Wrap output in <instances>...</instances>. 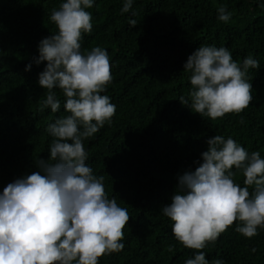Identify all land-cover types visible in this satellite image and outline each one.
<instances>
[{
  "label": "trees",
  "instance_id": "16d2710c",
  "mask_svg": "<svg viewBox=\"0 0 264 264\" xmlns=\"http://www.w3.org/2000/svg\"><path fill=\"white\" fill-rule=\"evenodd\" d=\"M63 2L0 0V194L14 180L39 171L36 163L49 159L54 139L48 125L70 115L59 88L53 91L60 110H41L48 90L38 78L46 62L35 63L39 42L58 32L50 16ZM124 3L94 0L85 9L92 14L93 30L82 33L80 41L85 55L94 47L107 50L113 82L102 95L116 106L111 125L105 123L84 141L86 163L104 177L108 198L130 216L124 249L98 264H185L196 250L175 239L174 222L162 213L179 191L178 177L195 170L208 149L206 141L215 135L232 137L264 159V0H133L127 13L121 11ZM222 5L232 13L227 23L218 20ZM131 19L136 26H130ZM200 46L225 47L238 64L249 55L259 61L260 68H250L247 75L253 100L240 114L213 121L180 103L192 90L184 65ZM233 171L234 181L244 187L242 171ZM239 223L202 250L210 264L217 259L264 264V229L248 239L235 231Z\"/></svg>",
  "mask_w": 264,
  "mask_h": 264
},
{
  "label": "clouds",
  "instance_id": "9594fccd",
  "mask_svg": "<svg viewBox=\"0 0 264 264\" xmlns=\"http://www.w3.org/2000/svg\"><path fill=\"white\" fill-rule=\"evenodd\" d=\"M132 4L133 0H125L121 11L129 12ZM93 6L94 0H66L50 16L58 32L39 42L35 63L46 62V66L38 83L48 90L41 110H60L53 91L59 88L70 115L48 125L54 139L49 159L36 163L39 171L14 180L0 194V264H98L99 258L125 247L121 241L130 219L128 211L114 197L108 198L104 177L93 174L84 148V141L105 123L111 125L116 114L110 97L102 95L113 82L107 50L94 47L86 55L81 52L82 33L93 30L92 14L85 9ZM217 11L218 20L227 23L231 19L225 6ZM129 24L134 27L137 22L131 19ZM250 68H260L251 55L238 64L225 47L200 46L184 65L191 73L192 90L179 101L213 121L240 114L253 100L247 79ZM30 69L31 64L25 71ZM206 143L202 162L178 177L179 191L162 207L163 215L174 222L175 239L196 250L185 264H210L202 250L237 221L235 231L248 239L258 235V228L264 229L261 153L249 154L232 137L222 135ZM233 169L242 171L244 187L234 181ZM211 264L225 262L217 259Z\"/></svg>",
  "mask_w": 264,
  "mask_h": 264
}]
</instances>
